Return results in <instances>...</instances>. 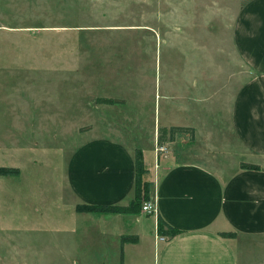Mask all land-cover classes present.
Segmentation results:
<instances>
[{"label": "rangeland", "instance_id": "obj_1", "mask_svg": "<svg viewBox=\"0 0 264 264\" xmlns=\"http://www.w3.org/2000/svg\"><path fill=\"white\" fill-rule=\"evenodd\" d=\"M243 1L0 0V167L18 168L0 173V264H55L53 244L63 242L62 231L77 216L62 172L86 137L112 128L148 154L154 119L160 126L179 123L166 109L181 92L187 105L212 96L194 88L208 84L198 78L207 77L213 63L225 65ZM224 26L227 46L215 42L226 36ZM190 69L203 76L193 77ZM166 81L173 88L162 96ZM184 85L190 89L177 88ZM174 144L157 143L164 146L157 153ZM229 149L236 157V146ZM96 255L101 263H119L117 251ZM71 256L70 264H81L78 249ZM126 261L134 264L130 251Z\"/></svg>", "mask_w": 264, "mask_h": 264}, {"label": "crops", "instance_id": "obj_2", "mask_svg": "<svg viewBox=\"0 0 264 264\" xmlns=\"http://www.w3.org/2000/svg\"><path fill=\"white\" fill-rule=\"evenodd\" d=\"M224 28L226 36L215 42L227 46ZM227 48L225 65L213 63L207 77L200 69L187 70L208 83L194 89L205 87L212 96L187 105L180 101L183 92L176 93L179 101L166 109L179 116V123L161 126H191L192 139L175 136L166 141L175 143L173 150L157 153L156 118L148 154L112 128L86 137L70 153L61 180L74 209L77 203L128 204L134 196L133 152L139 148L144 177L152 183L149 199L158 210L156 215L141 208L129 213L75 210V224L69 222L63 242L53 244L55 264H70L76 249L81 264H104L96 255L102 250L117 251L120 264H127V251L134 264L146 256L150 264H264V0H245L238 7ZM231 63L243 70L228 72ZM164 87L162 96H168L173 87L168 81ZM182 114L189 119L182 120ZM233 145L236 157L227 153ZM241 162L260 168L241 169ZM159 216L179 231L171 237L160 234ZM123 235L134 239L122 243Z\"/></svg>", "mask_w": 264, "mask_h": 264}, {"label": "trees", "instance_id": "obj_3", "mask_svg": "<svg viewBox=\"0 0 264 264\" xmlns=\"http://www.w3.org/2000/svg\"><path fill=\"white\" fill-rule=\"evenodd\" d=\"M245 1V0H244ZM243 1V2H244ZM242 2V3H243ZM99 102L113 104L119 99L112 97H98ZM176 134H187L190 139L194 137V128L191 126L171 125L169 127L159 126L157 129V143L162 145L167 140H172ZM134 168H135V183H134V196L128 204H86L77 203L75 210L78 212H115V213H129L136 212L141 208L143 200L150 198L151 181L145 179L144 174L147 171L143 153L141 149L135 148L133 152ZM241 169H259L260 166L253 163L241 162ZM16 167H0V173H17ZM158 231L160 234L168 235L169 237L176 234L179 230L169 225L160 216L157 217ZM226 235L234 236L233 232H227ZM134 239V236L123 235L121 237L122 243L127 240Z\"/></svg>", "mask_w": 264, "mask_h": 264}, {"label": "built area", "instance_id": "obj_4", "mask_svg": "<svg viewBox=\"0 0 264 264\" xmlns=\"http://www.w3.org/2000/svg\"><path fill=\"white\" fill-rule=\"evenodd\" d=\"M158 147V148H157ZM157 149L159 151H163L164 150V146H156L155 150L157 152ZM157 205L156 203L151 200V199H146L143 200L142 204H141V211L148 213V214H157ZM160 239H163V237H160Z\"/></svg>", "mask_w": 264, "mask_h": 264}]
</instances>
